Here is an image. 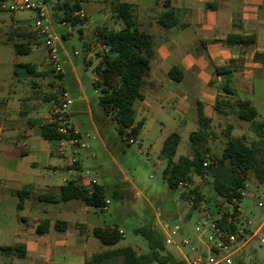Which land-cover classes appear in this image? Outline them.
<instances>
[{"label":"crops","instance_id":"crops-1","mask_svg":"<svg viewBox=\"0 0 264 264\" xmlns=\"http://www.w3.org/2000/svg\"><path fill=\"white\" fill-rule=\"evenodd\" d=\"M5 1L13 0H0V264H86L96 253L123 247L120 242L106 246L92 234L94 227L113 224L100 220V208L85 205L80 199L51 202L42 195H58L70 180L85 185L95 182L105 188L106 183L97 174L88 175L91 167L80 156L81 150L92 147L91 142L81 148L69 141L46 139L40 124L49 121L59 91L67 90L74 99L70 111L75 126L108 149L103 133L107 132L109 117L93 96L99 90L90 86L97 76L92 68L89 81L79 69L88 70L95 58L99 62L98 53L108 50L98 43V30L123 27L114 4L133 5L139 28L153 41L143 98L134 103L135 124L143 123L139 135L166 113L178 119L175 131L168 135L177 132L182 136L192 124L195 129L189 133L190 141L191 133L200 128L198 103L209 126L217 114L228 115L235 109L239 99L255 106V84L264 81V0H58L57 4L48 0L51 25L62 37V61L69 67L59 80L45 64L50 63L42 37L30 20L17 16L18 12H31L4 9L1 3ZM61 5L82 9L86 16L75 24L60 26L54 18L60 20ZM169 9L175 10L176 22L164 27L159 18ZM75 28L84 43L83 67L72 58L66 42L74 38ZM232 34L255 35L256 40L248 45L230 44L227 39ZM15 43L28 46V52L18 53ZM74 54L79 55L77 50ZM22 56L29 59L22 60ZM232 60L226 70L218 72V66ZM23 64H30L33 73L20 75V70H26ZM173 69V77L180 80L172 77ZM217 102L221 104L219 109ZM46 103L50 108L54 105L50 111L45 109ZM255 108L257 120L264 119ZM233 130L238 136L234 126ZM62 143L65 151L60 153ZM24 189L29 194L20 202L17 192ZM162 215L175 217V211L165 210ZM44 221L49 223L48 230L38 234L37 227ZM57 222H62L59 228ZM121 261L119 256L117 264Z\"/></svg>","mask_w":264,"mask_h":264},{"label":"trees","instance_id":"trees-1","mask_svg":"<svg viewBox=\"0 0 264 264\" xmlns=\"http://www.w3.org/2000/svg\"><path fill=\"white\" fill-rule=\"evenodd\" d=\"M59 7L63 11L59 17L61 21L72 22V24L77 22L78 18L72 17V12L78 8L66 5ZM114 9L123 27L98 30V38L108 50L98 53L99 62L94 69L97 79L91 86L99 90L98 104L109 120L116 124L122 141L129 143L131 139L139 136L143 124L142 122L135 124L134 103L143 98L144 78L150 70V61L154 53L153 41L148 32L139 28L133 5L118 2L114 4ZM175 17V10L169 9L159 18V22L164 27H170L175 24ZM255 40V35L232 34L229 35L227 42L248 45L253 44ZM14 47L18 53L28 52V46L22 43H15ZM233 62L232 60L228 65L218 66V72L226 70ZM21 66H24L27 73H33L30 64ZM175 71L176 69L172 70V77ZM63 75L57 74V77L61 79ZM180 78L175 77L176 80ZM229 106L233 105L229 104ZM220 107L221 104L217 102L216 108ZM234 107L240 119L251 122L258 136L257 141L248 143L244 137L229 134L221 155H212L207 145V129L210 121L201 103H198L200 128L190 135L192 156L179 155L175 159L181 141V136L177 132L168 135L164 141L160 152V157L167 159L163 179L172 190H177L183 181L193 183L194 177H201L204 173H208L212 178L213 195L208 199L199 187H187L182 192V198L192 202V209H199L202 203L208 202L212 205L206 206L215 210L224 201L241 198V191L245 189L252 173L260 184L264 183V119L257 120L258 112L249 100L239 99ZM232 128L233 126L228 124L229 133L232 132ZM40 131L46 139L66 138L56 130L55 123L51 121L42 122ZM207 157L211 162L205 166L204 161ZM17 193L21 202L29 191L24 189ZM42 198L51 202L80 199L85 205L101 208L105 205L107 189L97 183L85 185L76 180H70L61 187L58 195L44 194ZM229 218L230 214L224 212L219 223L223 227L234 230L236 223L233 220L229 221ZM61 223L57 222L56 227L59 228ZM48 225V221L41 223L37 227V233L47 232ZM119 230L118 225L94 227L92 234L104 245L114 246L124 237ZM135 232L141 234L146 240L148 244L146 252H139L136 247L126 245L96 253L86 261V264H117L119 256L122 257L121 264H186L180 255L165 246L162 232L152 221L135 228Z\"/></svg>","mask_w":264,"mask_h":264},{"label":"rangeland","instance_id":"rangeland-1","mask_svg":"<svg viewBox=\"0 0 264 264\" xmlns=\"http://www.w3.org/2000/svg\"><path fill=\"white\" fill-rule=\"evenodd\" d=\"M17 16L30 20L33 28H35V13L18 12ZM54 20L60 21L57 16ZM66 42L70 47L72 58L76 59L77 63L83 67L84 43L76 28L74 38L68 39ZM75 50L78 51L79 55L74 54ZM43 58L47 59L46 56ZM20 59L27 60L29 58L22 56ZM62 63L64 68L69 69L67 64L64 65L63 61ZM45 64L50 66V70H52L50 64H47L46 61ZM96 65L97 60L95 58L88 70L82 68L79 69V72L81 75L87 76L90 81L93 75L91 69H95ZM19 74L24 76L28 73L26 70H20ZM53 74L55 73L53 72ZM55 75L56 79L59 80L57 74ZM60 92L62 91H59V94ZM93 96L97 99L98 95ZM253 102L264 116V107H262V104L264 105V81L256 82ZM56 103L57 99L54 101V104ZM49 105L46 103V110L50 108ZM167 115L161 113L152 121V126L144 130L136 138L137 140L130 144L122 141L117 132L116 124L109 120L107 132L103 133L108 142V149L104 148L98 140H92L91 135V137L86 138V141L91 142L92 147L83 149L80 153L86 162V166L91 167L88 169L90 171L88 175L92 177L97 174L102 178V182L106 183L107 198L110 199V203L106 210L98 211L100 220H104L107 224L118 225L119 229L121 228L125 232L120 244L134 246L139 252H146L148 244L141 234L135 232V228L147 225L151 221L159 228V221L156 217L159 214L158 208L161 209L162 214L165 210H174L175 217H165L164 215L162 217L186 224V229L193 234H195L196 221L199 219L201 211L210 209L207 207L208 202L202 203L199 209H192V202L183 199L182 193L172 190L163 179L162 173L166 159L159 158V152L163 140L170 132L175 131L178 123V119L176 120L172 116L170 118ZM228 124H233L238 136H243L248 143L258 140L252 126L241 120L235 109H231L228 115L217 114L207 129V145L212 155H221L229 134L234 135V130L231 133L228 132ZM194 129L192 124H189L182 133L177 156L180 154L192 156L193 150L189 141V133ZM91 134L93 133L91 132ZM193 183L195 187H199L203 191L207 199L213 195L210 175L205 179L194 177ZM246 192L247 195L241 202L243 211L240 227L246 231L244 238L247 242L237 252L232 264H264V242L261 241V238H264V183L260 184L253 173L248 180ZM259 202H262L263 205H259ZM169 249L180 255V251L175 246H171Z\"/></svg>","mask_w":264,"mask_h":264},{"label":"built area","instance_id":"built-area-1","mask_svg":"<svg viewBox=\"0 0 264 264\" xmlns=\"http://www.w3.org/2000/svg\"><path fill=\"white\" fill-rule=\"evenodd\" d=\"M53 1L54 4L58 3V0ZM1 7L10 11H30L35 13V31L43 39V46L47 51L53 72L63 75L65 68L61 57L62 37L59 31L51 25L48 0H13L11 3L5 1L1 3ZM85 16L86 14L82 9H76L72 12V17L84 19ZM58 24L65 26L68 21L60 20ZM98 43L103 45L99 38ZM103 46L106 47L105 45ZM73 103L74 99L68 91L60 92L57 103L49 114V121L55 123L56 130L60 134L66 136V138H61L62 142L69 141L72 144L86 148L89 146L86 138L91 136L88 133L82 134L72 121L70 108ZM131 141L133 142V139ZM64 151L65 145L62 143L59 152L63 153ZM210 162V158L207 157L204 165L208 166ZM208 175V173H204L201 177L205 179ZM187 187L195 188V185L194 183L183 181L177 191L181 194L182 190ZM246 187H248V184ZM246 187L241 191V198L224 201L215 210L205 209L201 211L200 217L196 221L195 234L189 233L188 229H186V224L163 218L161 209L158 208L157 212L159 214L156 217L159 221L158 226L163 234L165 246L167 248L171 246L178 248L179 254L186 264H232L237 252L247 242L244 238L246 231L240 227L243 211L241 202L247 195ZM109 203L110 199L106 198L105 205L100 209L106 210ZM259 205L262 206L263 203L259 202ZM224 212L230 214L229 221H235L236 228L234 230L223 227L219 223ZM119 231L122 236H125V232L122 229ZM261 241L264 242V238H261Z\"/></svg>","mask_w":264,"mask_h":264}]
</instances>
